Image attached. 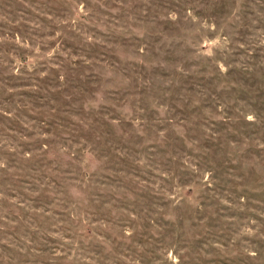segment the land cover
Instances as JSON below:
<instances>
[{
    "label": "rangeland",
    "instance_id": "1",
    "mask_svg": "<svg viewBox=\"0 0 264 264\" xmlns=\"http://www.w3.org/2000/svg\"><path fill=\"white\" fill-rule=\"evenodd\" d=\"M0 264H264V0H0Z\"/></svg>",
    "mask_w": 264,
    "mask_h": 264
}]
</instances>
